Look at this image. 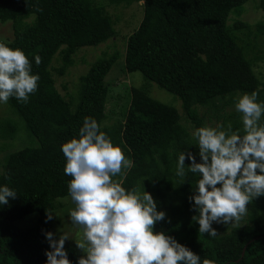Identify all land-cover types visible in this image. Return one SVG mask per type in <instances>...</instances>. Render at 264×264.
Instances as JSON below:
<instances>
[{
	"label": "trees",
	"instance_id": "16d2710c",
	"mask_svg": "<svg viewBox=\"0 0 264 264\" xmlns=\"http://www.w3.org/2000/svg\"><path fill=\"white\" fill-rule=\"evenodd\" d=\"M105 5L142 2L143 17L128 36L124 53L126 72H140L146 81L179 98L183 115L174 107L153 99L142 89L132 87L123 121L105 126L109 87L105 77L119 53H102L86 74L79 77L74 99H65L57 90L54 76L62 77L74 65L72 55L83 47H94L116 36L105 5L93 0H0V22L11 24L12 34L5 44L21 49L39 75L38 88L24 103L10 97L5 103L23 120L37 140L35 147L9 153L1 163L0 187L16 191L15 198L0 205V264H47L52 250L47 233L48 211L70 196L71 177L65 175L66 158L62 145L79 137L85 117L97 120L114 145L124 151L132 167L114 178L126 190L151 193L157 210L165 219L154 231L173 237L200 256L201 264H264V196L247 206L244 227L216 223V236L199 233L194 200L199 174L176 175L179 155L191 152L201 162L196 140L183 125L195 130L207 126L213 117L223 130L228 124L243 134L242 121L225 107L237 94L258 92L264 102V82L253 72L264 54L248 59L236 31L248 29L241 22L228 26L231 11L250 0H105ZM264 11V0H258ZM239 15V14H238ZM257 34L264 23H257ZM41 57L36 65L35 56ZM55 56L60 64L53 65ZM56 61V60H55ZM66 89L65 87H63ZM199 108H205L203 114ZM264 123V116L261 118ZM15 120L0 123V139L13 141L18 130ZM38 214L28 228L15 223ZM71 264H77L74 251L65 245ZM243 252V253H242Z\"/></svg>",
	"mask_w": 264,
	"mask_h": 264
},
{
	"label": "clouds",
	"instance_id": "9594fccd",
	"mask_svg": "<svg viewBox=\"0 0 264 264\" xmlns=\"http://www.w3.org/2000/svg\"><path fill=\"white\" fill-rule=\"evenodd\" d=\"M36 65L41 57L35 56ZM256 72V69H253ZM39 75L32 74V64L23 50L0 42V102L10 97L27 103L38 88ZM242 114L243 134L228 124L197 128L193 137L201 162L191 152L179 155L176 175H186L185 160L191 161L187 172L199 174L194 200L199 233L216 236L213 222L239 223L247 206L264 196V102L258 92L243 94L235 102ZM66 158L65 175L71 177L69 194L75 209L69 213L73 224L80 226L76 246L84 255L78 264H201L200 256L163 232H154L156 222L165 219L157 210L151 193L137 188L126 190L114 179L132 167L118 145L103 131L96 119L85 117L79 137L62 145ZM16 191L0 187V205L15 198ZM53 214L48 211L47 220ZM52 250L46 252L47 264H71L65 250L69 240L62 233L59 240L48 232ZM203 264H210L205 259Z\"/></svg>",
	"mask_w": 264,
	"mask_h": 264
},
{
	"label": "rangeland",
	"instance_id": "374dc122",
	"mask_svg": "<svg viewBox=\"0 0 264 264\" xmlns=\"http://www.w3.org/2000/svg\"><path fill=\"white\" fill-rule=\"evenodd\" d=\"M93 2L101 5H105V0H93ZM106 6V5H105ZM108 14L113 21V28L116 31V36L109 39L105 43L98 46L83 47L77 50L72 58L74 65L69 67L64 76H54L55 85L57 90L65 99H74L79 86V77L86 74L89 67L94 63L102 53L113 54L119 53V58L112 65V68L105 77V83L109 87L106 103V120L105 126H111L118 121H123L127 113L130 102V90L132 87L139 88L148 93L150 97L156 99L164 104L170 105L177 109L180 114L183 115L181 109V101L179 98L169 94L168 92L160 89L155 83L146 81L140 72H126L124 68V53L126 47V40L128 36L139 26L143 17L142 2L133 3L129 6L124 4L114 5L110 4L106 6ZM239 14V15H238ZM241 22L248 26V29H240L236 31V35L239 37V44L243 46L244 52H247L248 59H254L256 56L264 54V33L257 34V23H264V11L258 6V0H250L245 3L241 8L231 11L228 18V26H233L234 23ZM12 30L11 24L8 22H0V42H5L11 37ZM56 60V61H55ZM60 64L58 56H55L53 65ZM256 66H252V69H256L255 75L259 77L260 81L264 82V63L262 61L256 62ZM65 87L66 89H64ZM241 94H237L234 98V102L227 107L224 111L226 116L235 112L238 114L239 119L242 121V114L235 108V102ZM75 102V99H74ZM199 113L203 114L205 108H199ZM210 121L205 120V124L211 127H217L220 125V121H217L213 116ZM5 120H15L18 123V130L13 141H6L0 139V170L1 163L6 156L24 147H35L38 145L37 140L28 132L23 120L18 118L16 114L11 112L10 108L5 103L0 102V123ZM184 126L193 136L195 131L190 123H185L182 120ZM243 126V123H242ZM243 129V127H242ZM59 206L52 212L53 219L48 220V225L51 227L53 238L57 241L62 233H67L69 240H66L65 245L71 247L74 251L76 263L82 255V251L77 248L75 239L80 238L78 235L81 232L80 226L72 223L69 217L71 210L75 209L76 205L72 201L71 196L61 198ZM39 215L32 214L24 217L22 220L17 221L15 224L21 228H28L35 224ZM247 224L246 215L239 221L231 225H237L244 227ZM213 228L216 229V224L213 222ZM157 233V231H154ZM218 234V232H217ZM48 240V239H47ZM49 242V241H48Z\"/></svg>",
	"mask_w": 264,
	"mask_h": 264
},
{
	"label": "water",
	"instance_id": "95a60500",
	"mask_svg": "<svg viewBox=\"0 0 264 264\" xmlns=\"http://www.w3.org/2000/svg\"><path fill=\"white\" fill-rule=\"evenodd\" d=\"M243 253V252H242Z\"/></svg>",
	"mask_w": 264,
	"mask_h": 264
}]
</instances>
